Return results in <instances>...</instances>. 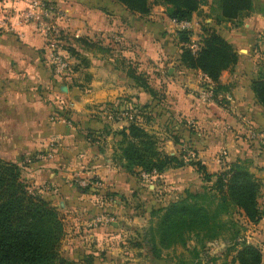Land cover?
<instances>
[{
	"label": "crops",
	"instance_id": "1",
	"mask_svg": "<svg viewBox=\"0 0 264 264\" xmlns=\"http://www.w3.org/2000/svg\"><path fill=\"white\" fill-rule=\"evenodd\" d=\"M28 1L0 0V157L20 162L21 174L31 175L34 185L52 183L51 194L59 199V210L64 211L61 214L63 239L77 245L73 253L65 251L63 255L82 258L90 254L93 264L112 262L113 255L118 264H146L139 262L138 252L145 255L148 252L152 257L150 248L147 250L141 241L131 248L122 242L125 224L132 225V233L135 231L138 236L136 241L138 238L143 241L147 227L142 231L136 225L150 219L141 214L142 210L125 204L124 197L127 199L129 194L135 193L139 185L134 175L126 173L117 162L120 132L129 122L136 121L159 137L161 150L167 155L199 161L207 173H217L236 160L252 163L250 171L261 183L258 205L262 217L254 224L242 216L246 230L241 229L239 240L256 247L264 264V108L251 89L252 81L264 66L261 38L264 0H253V11L247 22L232 30H224L211 18H206L210 0L201 8L205 23H209L238 55L235 67L221 73L219 83L223 89L212 99L204 97L203 86L207 84L209 89V81L200 71L182 66L175 48L162 45L157 53L154 33L161 36L162 42L177 40V34L172 36L166 32L171 31L173 20L167 17L164 6L155 7L142 20L114 0H41L53 3L65 13L61 28L71 32L74 38L84 35L90 41L95 34L104 33L125 46L119 66L95 51L78 50L85 52L90 60L89 70L83 73L84 82L79 86L80 73L69 69L66 75L55 76L47 42L32 25L17 24L19 12ZM156 8L161 13H157ZM197 16H192L193 24ZM194 39L199 40V37ZM74 47L79 49L77 44ZM69 59L74 61L75 58L69 56ZM169 60L173 62L164 67ZM149 61L157 62V69L145 72L148 83L161 96L146 93L124 72L129 66L139 70V62ZM142 105H148L145 110L149 118H143L145 120L140 119L138 112ZM64 117L68 124L58 121ZM186 173L197 174V182H200L196 168L188 164L167 170L165 176L156 174L153 180L158 184L162 181L171 184V180L164 179L175 175L174 180L180 182L173 185L177 193L184 194L185 189L193 193L199 191L198 183L194 186L190 185L191 181L185 182ZM72 174L95 177L102 190H92L100 195L109 192L119 197V201L113 204L109 199L100 200L99 195L84 194L79 189L72 191L66 184ZM148 188L151 193H162L157 184H149ZM160 189L164 190L162 186ZM51 200L54 198L50 196ZM164 204L165 201L150 207ZM133 209L136 214L132 213ZM100 213L109 216L112 222L96 225L94 216ZM87 241L92 243L91 250L84 247ZM119 243L121 245L117 246ZM141 245L143 248L139 247ZM193 245L187 252L191 254L196 248V258L189 260L177 252L180 260L173 264H237L232 262L235 252L228 236L207 243L203 249ZM179 247L184 251L188 248ZM176 249L178 247L166 252ZM150 264L156 263L150 261Z\"/></svg>",
	"mask_w": 264,
	"mask_h": 264
},
{
	"label": "trees",
	"instance_id": "2",
	"mask_svg": "<svg viewBox=\"0 0 264 264\" xmlns=\"http://www.w3.org/2000/svg\"><path fill=\"white\" fill-rule=\"evenodd\" d=\"M114 1L139 17L148 16L152 5L164 6L167 17L176 22L191 21L194 14L201 16V8L208 4V0ZM210 1V12L206 18H211L215 25L240 22L253 11V0ZM201 32L195 52L189 45L192 32L177 33L181 46L179 61L185 68L205 75L210 81L213 98H216L223 89L219 83L221 73L235 67L238 55L209 24H203ZM261 38L264 40V30ZM73 41L80 49L84 47L82 50L90 47L87 38L73 37ZM69 50L75 59L80 57V51L74 46ZM124 72L146 93L157 96L145 73L137 72L131 66ZM251 89L257 102L264 108V66L260 67L252 81ZM147 107L140 106L139 109L145 110ZM120 135L122 139L118 146L117 162L126 173L135 176L139 171L140 174L161 175L168 169L188 164L196 168L206 185L199 193L184 191L182 196L150 213L154 226H149L145 231L143 241L151 246L154 258H158L162 250L176 245L186 248L189 242H193L203 249L207 243L228 236L235 252L233 263L261 264L260 251L245 240H239L241 229L229 218L233 209H238L250 223H258L262 217L258 205L261 183L250 171V161L236 160L221 171L210 174L199 161H186L182 156L167 155L158 146L160 141L155 134L147 131L139 122H129ZM21 171L20 162H10L0 157V264H76L65 259L60 252L65 234L60 213L49 201L29 190L21 178ZM78 189L84 194L96 193L89 186H79ZM224 232H228V235ZM193 251L196 258L197 249Z\"/></svg>",
	"mask_w": 264,
	"mask_h": 264
},
{
	"label": "rangeland",
	"instance_id": "3",
	"mask_svg": "<svg viewBox=\"0 0 264 264\" xmlns=\"http://www.w3.org/2000/svg\"><path fill=\"white\" fill-rule=\"evenodd\" d=\"M160 7V5H152L151 7V11H153L155 9V7ZM157 10V13H161V10L159 8H156ZM150 11V12H151ZM165 13L167 14L166 12V9H165ZM216 13V11H214V14ZM251 15V13L249 14V16ZM248 16V17H249ZM148 17V16H146ZM146 17H140V19L144 20L146 19ZM248 17H245L243 19H241L240 22H235V23H222L220 24L221 28L224 29V30H232V29H235V28H238V27H241L243 26V24H245L247 22V18ZM195 24H193V28L191 30L192 32V35H191V39H190V43L189 45H191V48L192 47H196V45H198V42L199 40L198 39H194V37H199L200 39V36L202 34L201 32V27L203 26V24H207L205 23V15L202 13L201 16H197V18H195ZM209 24V23H208ZM229 24V25H228ZM171 31L168 32L166 31L167 33L171 34L172 36H176V34L178 33L177 30H176V27L173 25V23H171V26L169 28ZM63 33L60 34V36L56 39L57 42V47L58 49L61 51L63 57L65 58L66 62L68 63V67L71 71H73L74 69H76V71L79 74V77L77 79V81H79V86H82L83 84V73L87 72L89 70V64H90V60L87 56V54H85V52H79L78 54L80 55V57L78 59H74V61H70L69 59V56H71V52H70V48L71 46H74V41H73V34L71 32H68L67 29H63L62 31ZM178 37V36H176ZM83 38H87L88 37H85L83 35ZM153 38L154 40L157 42V53L159 51V49L161 50L162 48V45H167L166 47L168 48H175L176 49V53L178 54V56L180 55L181 53V46L178 44V41L175 40L174 38V42H172L170 39H167V41L165 42H162L160 41L161 39V36L158 34V33H154L153 34ZM194 40V41H193ZM198 40V41H197ZM160 41V42H159ZM160 43V45H158ZM165 43V44H164ZM168 43V44H167ZM172 43V44H171ZM171 44V45H170ZM187 46V45H186ZM84 47H82L83 49ZM81 49V50H82ZM80 50V48L78 49ZM95 51L96 53H99L102 56L104 57H109L111 60V64L115 63V61L117 62V65L119 66V60L120 58L122 57V54L124 53L125 51V46L122 45L121 43H119L113 36H111L110 34H104V33H97L93 36L92 39H90V47L88 49H86V51ZM243 53V51H242ZM72 57V56H71ZM173 62V61H172ZM170 60L168 62H166L164 64V67L165 66H168L169 64L172 63ZM139 70H137V72H140V73H145L147 70H153V69H157V62H152V61H149V62H146V63H142V62H139ZM135 66V65H134ZM135 68V67H134ZM136 69V68H135ZM145 75H147L145 73ZM145 79V78H143ZM148 79V77H147ZM149 81V80H148ZM78 85V83H77ZM204 89L207 90V84L203 86ZM161 93H158L157 92V95L161 96L160 95ZM145 106V105H142V107ZM139 114H140V119L142 120H145L143 118L145 117H148L149 118V115H147V110H144V109H139L138 110ZM124 113V112H123ZM65 118V117H64ZM151 118H154L156 119V117H151ZM66 119V118H65ZM152 133V132H151ZM155 136L158 138L159 140V137L155 134ZM160 141V140H159ZM161 142L158 143V146L161 147ZM186 161H190L189 159H184ZM169 170V169H168ZM167 171V170H166ZM166 171L162 172L161 175L162 176H165V173ZM198 173V172H197ZM199 174V173H198ZM131 175V174H130ZM156 175V174H154ZM81 176V175H80ZM199 179H200V182L198 181L197 182V174H189V173H186V175H183V178H185V182H189L191 181L192 183H190V185H193L196 186L197 183H198V187L200 188L199 191H195L194 193H199L202 191V187L203 186H206L204 185V182L201 178V175L199 174ZM137 180V183L139 185V189H137V191L135 193H132V194H129L127 196V199L126 197H124V200L126 201L125 204L127 205L128 203L132 204L135 209L139 210L140 211L142 210V213L141 214H146L150 217V219L147 221V222H144L143 220L140 221L139 224H137V228H139V230H142L144 231V229L149 226H154V221L153 219L151 218V215L150 213L154 210H157L161 207H164L166 206L168 203H170L171 201L177 199L178 197L182 196V194H179L177 193V191L174 190L173 188V185L175 186V184H180V182H176L174 180L175 178V175H172V176H169V177H166V179L164 180H171V184H166L164 183L163 181L161 182V184H158L156 182V180L154 181L153 180V177L154 176H151V177H148L146 179L142 178L141 174L139 173V171L136 172V175L134 176ZM21 178L23 180V182H25L28 186H29V190L31 191H34L36 195L44 198L45 200L49 201V197H53L54 200H51L49 201L50 204L56 208L58 210V212L60 213V215L64 212H62L61 210H59V206H58V198L55 197L54 195L51 194V189H53V185L52 183H44V184H41V185H34L33 182L31 181V175H25V174H21ZM35 179V177H33ZM86 178V177H85ZM34 179H32L34 181ZM76 179V176L72 174L71 176V179L66 183L68 186V188H70L72 191H76L79 187L78 185V182L75 181ZM89 179V178H87ZM182 179V178H181ZM175 181V182H174ZM35 183V181H34ZM59 183H62L61 181H59ZM69 183V184H68ZM33 184V186L31 185ZM58 184V183H57ZM149 184H157V187L159 188L158 190L162 193H151V190H149L148 188V185ZM160 186V187H159ZM162 186V188H164V190H166L164 192L163 189H160ZM42 190V191H41ZM102 190V189H100ZM140 190V191H139ZM184 191H188V189H185ZM172 193V195H171ZM97 197L99 195V198L100 200L103 199V200H107L109 199L111 201V203H115L117 201H119V197H116V195H112L111 193H102V195H100L99 192H96L94 193ZM104 194V195H103ZM171 196H174V197H170ZM170 197V198H169ZM108 200V201H109ZM165 201V204L164 206H156L153 208L150 207L151 204H163V202ZM147 206V207H146ZM133 207V208H134ZM142 207V208H141ZM146 207V208H145ZM145 208V209H144ZM133 209V214H136V210ZM139 211V213H140ZM64 214V213H63ZM131 214V213H130ZM101 215H106L104 213H100L96 216H101ZM92 216V215H91ZM229 218H231L236 225H238L239 229H242V231L246 230V227L244 225V223H242V215L241 213H239V210L238 209H233L230 211L229 213ZM227 217V216H226ZM95 218V216H94ZM226 220V219H224ZM112 222V221H111ZM123 224H125V221H123ZM109 225V224H108ZM124 226V227H123ZM122 227L124 228V233H123V240L122 242H125L124 244L127 243V245L129 246V248H131V246H136L137 244H140L139 242L141 241L144 245V247L149 250L148 248H151V246L149 247L148 245H146V243L144 241H142L141 238H138V241L137 240V237L136 236V232H134V234L132 233V225H123ZM225 235H228V232H224ZM71 239V238H70ZM157 239V238H156ZM120 242V240H119ZM90 244H92L90 241H87L86 242V245L84 246L85 248H87L88 250H91L90 247L92 248V246H90ZM194 244V243H193ZM191 242H189L187 244L188 248L186 251L182 250L179 245H176L174 248H177L176 251H171L172 253L170 252H166L167 250H162V252L160 253L159 257L158 258H154L153 256L150 257L148 255V252L147 255H145V253L143 252H138V259L140 263H146V264H150V261H152L153 263H156V264H159V263H165V261L168 263L169 261H171V263L173 264V262H177L179 261L180 259L177 257V252H180V256H184L186 259H191L190 257H193L194 254H192V251H191V254H189L187 251H190L192 246H194ZM121 245V243H119L117 246ZM77 246L76 244L72 245V243H68L65 239H63V241L61 242V247H60V252L61 254L63 255V253L66 251V252H74V249L73 247ZM63 247H66L65 249H63ZM69 247V248H68ZM126 247V245L124 246ZM139 247H142L143 246H139ZM144 248V249H145ZM172 249V248H171ZM170 250V249H169ZM145 252V251H144ZM185 252V253H184ZM77 255V254H76ZM87 257H80L77 255L76 258L73 257H70L69 255L67 257H65V255H63V257L65 259H67L68 261L70 262H74L76 264H93L94 263V260L91 258V255L90 254H87L85 255ZM127 258H131L130 256H126ZM174 257L177 258L176 261H174ZM111 261L112 262H107V263H104V264H118L116 263V255H113L111 256ZM179 259V260H178ZM126 263H131V261L129 260H126L125 261ZM188 262V261H187ZM99 262H96V264H98Z\"/></svg>",
	"mask_w": 264,
	"mask_h": 264
},
{
	"label": "built area",
	"instance_id": "4",
	"mask_svg": "<svg viewBox=\"0 0 264 264\" xmlns=\"http://www.w3.org/2000/svg\"><path fill=\"white\" fill-rule=\"evenodd\" d=\"M65 19V13L57 8L56 5L41 0H29L27 5L19 12V16L17 18V24L32 25L35 31L47 42L49 45V62L54 75L57 77L64 76L69 72L68 63L63 57L61 51L58 49V41H56L63 31V28L61 27ZM173 23L177 32L191 31L193 28L192 21L176 22L173 20ZM195 46L196 47L191 48L193 52H195L198 48L197 45ZM202 77L208 80L203 74ZM204 97L207 99L213 98L210 88L205 90ZM55 119L56 117L53 116L52 120ZM58 121L68 124V121H66L65 118H58ZM75 176V181L78 182L80 187L85 188L89 186L91 189H101L102 185L99 180L95 179V177L87 179V177L85 178L80 175ZM141 176L146 179L154 176V173H141ZM111 221L112 219L107 215L96 216L93 220L96 225H108Z\"/></svg>",
	"mask_w": 264,
	"mask_h": 264
},
{
	"label": "water",
	"instance_id": "5",
	"mask_svg": "<svg viewBox=\"0 0 264 264\" xmlns=\"http://www.w3.org/2000/svg\"><path fill=\"white\" fill-rule=\"evenodd\" d=\"M65 89V87L62 88V90Z\"/></svg>",
	"mask_w": 264,
	"mask_h": 264
}]
</instances>
